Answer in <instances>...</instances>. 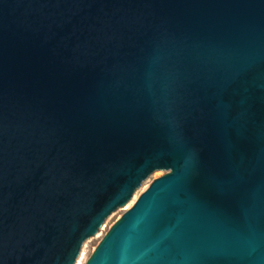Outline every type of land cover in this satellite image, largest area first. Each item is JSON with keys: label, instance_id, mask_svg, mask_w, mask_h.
Returning a JSON list of instances; mask_svg holds the SVG:
<instances>
[{"label": "water", "instance_id": "obj_1", "mask_svg": "<svg viewBox=\"0 0 264 264\" xmlns=\"http://www.w3.org/2000/svg\"><path fill=\"white\" fill-rule=\"evenodd\" d=\"M121 212L86 264H264V0H0V264Z\"/></svg>", "mask_w": 264, "mask_h": 264}, {"label": "rangeland", "instance_id": "obj_2", "mask_svg": "<svg viewBox=\"0 0 264 264\" xmlns=\"http://www.w3.org/2000/svg\"><path fill=\"white\" fill-rule=\"evenodd\" d=\"M159 176H161V174H159L157 177H159ZM134 200L125 209L130 207L131 204L134 202ZM122 212L85 248L79 264H86L87 260L90 258V256L94 252V250L97 247L98 243L101 241V239L107 233V231L110 229V227L119 219V217L122 214Z\"/></svg>", "mask_w": 264, "mask_h": 264}]
</instances>
